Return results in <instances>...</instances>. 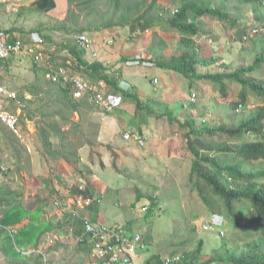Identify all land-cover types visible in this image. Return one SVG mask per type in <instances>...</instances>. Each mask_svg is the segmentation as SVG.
I'll list each match as a JSON object with an SVG mask.
<instances>
[{"label":"crops","instance_id":"1","mask_svg":"<svg viewBox=\"0 0 264 264\" xmlns=\"http://www.w3.org/2000/svg\"><path fill=\"white\" fill-rule=\"evenodd\" d=\"M146 1L145 5L142 0H0L1 31L11 40L22 38L25 42L37 34L43 42L42 62L36 63L34 58L24 53L14 55L0 65V84L15 95V98L8 97L5 107L19 117L18 135L0 125V217L3 219L0 264H41L42 254L51 264H93L90 247L78 241L83 228L75 226L69 213H63L54 206L56 198L68 201L72 211L89 216L96 223L125 226L134 234L144 233L139 228L140 223L112 216L110 196L122 193L120 191L126 181L127 187L137 186L139 169L146 172L143 176L146 178L151 176L150 171L155 172L160 160H164L157 145L160 137L155 133L156 119L145 110L151 107L146 102L158 107L166 96V86L160 94H155L160 87L159 83L154 84V79L160 82L159 78L170 81L174 76L177 80L179 77L175 72L156 66L157 61L169 60L184 49L180 34L165 24L152 27L148 20L124 21L128 15L137 17L153 2ZM186 1L158 0L148 17L167 20L169 13ZM206 23L199 20L204 31L211 33L199 37L202 49H196L203 59L222 57L227 52L226 48L232 51L239 46L241 52L253 45L252 41L243 42L242 27L227 32L221 24L224 30L215 31L217 21L212 27ZM80 30L83 33H79ZM80 35H86L93 43L83 60L88 64H101L110 77L117 78L124 92L137 94L141 103L138 105L122 94L114 95L104 82V91L113 100L115 110L98 117L97 124L94 123L99 126L98 133L95 129L91 135L84 133L90 144L66 149L71 141L80 143L82 135L59 116H47L48 113L42 111L48 105L62 107V99L55 96L52 103H46L39 97L41 92L57 87L45 79L48 66L58 67L72 62L73 73L87 78L86 74L75 69L76 58L68 48L78 44ZM138 55L153 64L149 67L153 72L149 80L151 85H146L145 81L149 79L147 67L127 65ZM90 104L93 107L91 101ZM21 109H25L26 114L22 115ZM138 117L133 123V119ZM67 119L79 122V117L68 116ZM40 130L45 132L52 146H45ZM63 133L68 135V142L64 141ZM127 133L133 135L131 140L125 139ZM139 137L146 141L144 147L138 143ZM100 158L102 163L98 161ZM125 163L130 172L124 171ZM114 164L118 165L117 178H104ZM131 198H120L115 205L123 203L134 210L136 206H131ZM79 200L85 203L83 208L76 207ZM20 216L23 217L21 221L18 220ZM134 219H138L137 214ZM49 236L54 238L52 244L47 240ZM144 238L149 248L135 257V263L156 264L153 259L160 255L155 250V240ZM167 257L161 255L160 259L164 261Z\"/></svg>","mask_w":264,"mask_h":264},{"label":"trees","instance_id":"2","mask_svg":"<svg viewBox=\"0 0 264 264\" xmlns=\"http://www.w3.org/2000/svg\"><path fill=\"white\" fill-rule=\"evenodd\" d=\"M142 1H144L145 5L148 3L146 0ZM157 1L153 0L137 17L132 18L128 15L124 19L125 22L148 20L152 27L165 24L168 29L175 30L180 34L181 44L184 49L178 56H174L169 60L164 59L161 62L157 61L156 66L182 76L189 81L190 87L192 86L190 81L193 80L199 82L207 81L214 84L221 90L224 98L230 96L228 91L229 86L237 84L240 86V89L238 90V101L234 106L237 110L244 108V111L234 119L233 124L208 129H195V121L189 120L182 122L179 118H174L171 115L172 113H167L171 123L178 124L181 129L189 128V131L185 133V138L188 148L195 158L192 165V173L198 178L197 185L200 187L199 194L207 209L203 216L196 215V218H208L213 215H221L223 217L225 216L231 222L237 221L239 213L242 212L237 207L245 205L252 210L249 217V226L252 228V231H255L253 234L249 229L245 230L247 237H251L250 234L252 233V236H255V240L252 243H248L245 246V251L240 254L221 247L214 258L203 259L206 261L201 262L202 260L200 261V259L204 245L203 241H201L196 251L181 255L183 257L182 264H264V239L257 238L258 233L264 237V79L252 78L250 75L251 73H258L264 67V39L256 41L257 38L264 35V17L261 14L264 1L187 0L181 3L169 19L165 20L160 17L158 19H150L148 16L155 8ZM242 3L247 8L250 7L249 4L253 7L248 11L242 6ZM201 19L207 22L206 25L208 27H212L216 21L223 23L227 32L242 27V32H244L243 42L248 43L252 41L253 45L251 48H253V52L256 54L252 64L231 70L229 66L221 64L223 61L222 57L216 56L210 59H203L196 52L194 43L195 38L202 37L209 32L204 31L200 26L199 20ZM255 30L260 32L256 37H253V39L255 38V41H253L248 34ZM79 33H83V30H80ZM210 33L211 31L208 34ZM246 37H248L247 41L244 40ZM68 48L76 58L75 69L86 74L87 78L85 77V79L94 87L99 88V83L103 81L111 87L114 95L122 94L138 103V105L141 103L137 94L124 92L120 88L117 78L110 77L106 73V68L101 64L86 63L83 60L85 51L79 44L68 46ZM246 51L243 48L241 52ZM146 61L148 60L146 59ZM64 63L66 64V61ZM225 66H227L226 69H224ZM58 89L54 97L56 96L59 100L62 99V105L68 100L69 115L77 113L80 120L78 123L72 122L70 119L64 118L62 111H55L52 116H59L65 123L71 124L75 127L76 132L78 129H82V131L88 134L90 132L89 130L95 129L96 133H98L99 126H96L91 121L87 124V128L89 129L87 131L81 125L83 121L82 117L92 112L89 96L86 95L83 99L74 101L68 91L60 87ZM194 96L196 97L195 94H192V98ZM250 97H254V103L257 104L251 111H248ZM51 107L54 108V106ZM145 110L150 112L152 114H150L151 116L155 117V112H152V108ZM23 112H26V110L24 109ZM158 117L161 116L159 115ZM55 131H59V129ZM44 133L41 132L45 146H52L48 136ZM205 136L210 139L208 140V147L204 149L205 152H209L206 155L201 153L202 149L196 148L195 143V138ZM249 136H253L254 138L250 140ZM63 137H65L64 141L68 142V135L63 133ZM223 137H225V141L222 140ZM214 138L217 140H212ZM90 142L83 133L80 143L71 141L66 149L82 148L90 144ZM211 152L231 154L238 161L235 164L230 162L221 163L216 157L210 155ZM65 158L68 160V157ZM206 163L211 166L209 169L204 168V164ZM244 163L254 170L244 173L242 170ZM201 181L205 185H202ZM208 187H210L215 197L218 198L216 200H218L221 206L217 205V202L212 201L213 199L205 196V191ZM22 218L20 216L18 220L21 221ZM75 226L83 228L80 220L75 223ZM222 250H225L226 253L220 254ZM172 257H175V254ZM153 260L157 262L156 264H165L164 261H161L160 256H155Z\"/></svg>","mask_w":264,"mask_h":264},{"label":"rangeland","instance_id":"3","mask_svg":"<svg viewBox=\"0 0 264 264\" xmlns=\"http://www.w3.org/2000/svg\"><path fill=\"white\" fill-rule=\"evenodd\" d=\"M242 6L245 7L243 3ZM249 6V8L245 7L248 11L253 7L250 4ZM173 13H175V11L169 13V15L172 16ZM261 14L264 17V3L263 8L261 9ZM169 15L168 19L170 17ZM202 21L204 22L203 19ZM221 24L223 23L217 22L214 30H224V24ZM206 30H208V28H206ZM261 39H264V35L257 38L256 41ZM199 40L200 38H196L194 41L195 50L197 49L198 51L202 49V44H200ZM226 50L227 52H224L222 56L225 62H221V64L229 66L231 70H234L237 67L251 65L256 57L253 48L249 47L246 52H240L241 48H239V46L234 47L232 51L231 48H226ZM219 56H221V54H219ZM74 62L76 63V60ZM227 66H225L224 69H226ZM138 67L145 69L140 65H138ZM146 71L149 78L145 80L146 85H151L149 80L153 77L152 68H146ZM250 75L252 78L264 79V67L261 68L258 73L255 72ZM178 76L181 77H178L179 82L176 76L170 81L159 78L160 82L158 86L160 88L158 89L159 92L156 91L155 94H160L161 90L166 86V96L160 106L157 107L146 102V105H151L150 108L153 107L155 112V133L160 137L157 145L161 149V155L164 160H160V164L155 166V172L150 171L149 175L151 176L146 178H143V176L146 175V172L139 169V172H137L139 175L137 178V186L129 185L127 187L128 181H126L120 191L122 193L110 196L112 206L111 214L121 220L140 223L141 227L139 228L144 230V233H142L144 237L154 238L155 250L158 251L160 256L172 257L173 254H175V256L186 255L187 253L196 251L197 246L201 241H203L204 245L200 261L203 259L214 258L221 247L240 254L245 251V246L248 243H252L255 240V236H252V233L250 234L251 237H247V234L245 233V230L247 229H249L250 232H253V234L255 233V231H252V228L249 226V217L252 210L245 205L237 207L242 212L239 213L237 221L233 222L227 220L225 216H222L226 223V235L224 238L220 237L216 232L199 229L201 224L209 223V220H203V217L196 218V215L203 216L207 209L199 194L200 187L197 185L198 178L192 173V165L195 158L188 148L187 140L185 138V133L189 131V128L181 129L178 124L171 123L167 116V113H172L171 115L174 118H179L182 122L189 120L195 121V129H208L211 127L215 128L218 126L233 124L237 115L244 111V108L237 110L234 106L238 101V90L240 89V86L237 84L230 85L228 90L230 96L224 98L221 90L214 84L207 81L199 82L193 80L190 81V83H192V86L190 87L188 80L180 75ZM147 87L149 88V86ZM57 90H59L58 86L48 89V91H45L44 93L41 92L39 100L46 101V103H52ZM192 94H195L196 97L194 96L192 98ZM256 104L257 103H254V97H250L247 110L251 111ZM68 106L69 103L68 100H66V105H62V107L54 106V108H52L51 105H48V107L42 111L47 112V116H52L55 111H62L66 118L68 116H74L75 119H78L79 115L77 117V114L69 115L70 110ZM94 106L97 107L95 103H93L91 110L93 113L92 115L86 114L82 117L83 121L81 122V125L86 131L89 130L87 128L89 121L97 124L96 121L100 119L98 117L102 114V112ZM23 110L24 109H21L22 115L26 114ZM158 115L161 117H158ZM139 118L140 117L134 118L133 123ZM89 131V135H91L92 132L95 133L93 129ZM77 132L82 136L83 133H85L82 129H78ZM72 134L73 133H69V135ZM249 137L250 140L254 138L253 136ZM208 140L210 139L207 136L195 138L196 148L202 149L201 153L204 155L209 154V152H205L204 150L209 145ZM212 140L217 139L214 138ZM222 140L225 141V137H223ZM210 155L216 157L221 163L230 162L235 164L238 161V159L231 154L211 152ZM114 159L116 161L117 157ZM98 161L101 162V158L98 159ZM125 165L126 168L124 171L127 169V171L130 172L128 165L126 163ZM210 167L209 164H204V168L209 169ZM116 168H118V165H111V171L107 173L104 178L107 176L110 180H114L115 177L117 178L116 173L118 169ZM242 170L244 173H248L254 169L244 163ZM201 184L205 185L202 181ZM205 194L206 197L213 199L212 201L215 203L217 202V205L221 206L218 200H216L218 198L212 193L210 187L206 188ZM126 196L128 199L132 197L130 203L131 206H136L134 209L135 211L130 209L129 205L126 207L123 203L121 206H118V203L115 205L118 199L127 198ZM135 200L138 201L136 202ZM150 210H152V212H150ZM136 214L138 215V219H134ZM139 228H137V231ZM257 236V238L264 239L259 233ZM225 253V250L220 252V254Z\"/></svg>","mask_w":264,"mask_h":264},{"label":"built area","instance_id":"4","mask_svg":"<svg viewBox=\"0 0 264 264\" xmlns=\"http://www.w3.org/2000/svg\"><path fill=\"white\" fill-rule=\"evenodd\" d=\"M14 11H17V9H14ZM259 32L260 31L255 30L248 35L250 38H253L257 36ZM244 40L247 41L248 37ZM77 42L85 53L91 51L93 43L86 35H80ZM42 44L43 42L37 34L32 35L31 40L25 42L22 38L11 40L0 30V65L14 55L24 53L34 58L36 63L42 62ZM127 65H143L147 68L153 66V64L146 61L142 55H138L133 60L128 61ZM72 66V62L58 67L48 66V72L45 74L46 81L68 91L70 97L74 101H79L87 95L90 101L95 103L98 107H96V109L102 113H112L115 110V104L104 91L105 83L100 82L99 88L94 87L88 80L73 73ZM153 82L157 85L159 80L154 79ZM8 97L15 98V95L9 92L6 86L0 84V125H5L15 135H18L19 117L6 109L5 101ZM132 138L133 135L130 133L125 135L126 140H131ZM137 141L142 147L146 144V141L141 137L137 138ZM81 189H83V187H81ZM75 205L77 208H83L85 203L79 200ZM54 206L63 213H69L74 223H77L78 220L82 222L84 234L79 237L78 241L90 247L93 264H136L135 257L141 253H145L149 248V243L142 234L130 233L125 226L96 223L89 216H81L77 211H72L69 202L61 198L55 199ZM2 220V217H0V228L3 227ZM203 220H209V223L201 224L199 229L203 231H213L220 237H225L226 223L221 215H213L208 218H203ZM47 240L49 244H52L54 238L49 236ZM42 256L41 264H51L44 254H42ZM182 259L183 257L181 255L167 257L164 263L182 264Z\"/></svg>","mask_w":264,"mask_h":264},{"label":"clouds","instance_id":"5","mask_svg":"<svg viewBox=\"0 0 264 264\" xmlns=\"http://www.w3.org/2000/svg\"><path fill=\"white\" fill-rule=\"evenodd\" d=\"M256 37V36H255Z\"/></svg>","mask_w":264,"mask_h":264}]
</instances>
